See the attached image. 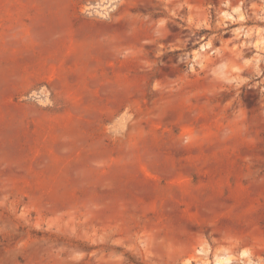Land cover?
<instances>
[{
	"label": "rangeland",
	"instance_id": "374dc122",
	"mask_svg": "<svg viewBox=\"0 0 264 264\" xmlns=\"http://www.w3.org/2000/svg\"><path fill=\"white\" fill-rule=\"evenodd\" d=\"M219 260L264 264V0H0V264Z\"/></svg>",
	"mask_w": 264,
	"mask_h": 264
},
{
	"label": "bare ground",
	"instance_id": "6f19581e",
	"mask_svg": "<svg viewBox=\"0 0 264 264\" xmlns=\"http://www.w3.org/2000/svg\"><path fill=\"white\" fill-rule=\"evenodd\" d=\"M229 260H224V262H228ZM223 262V261H222ZM223 262V263H224ZM215 264H221V261L219 260V261H217V262H215Z\"/></svg>",
	"mask_w": 264,
	"mask_h": 264
}]
</instances>
